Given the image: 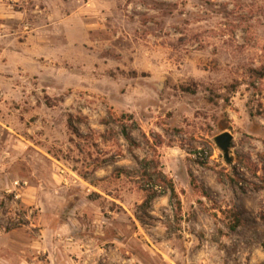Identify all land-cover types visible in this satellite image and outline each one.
<instances>
[{
    "label": "rangeland",
    "instance_id": "374dc122",
    "mask_svg": "<svg viewBox=\"0 0 264 264\" xmlns=\"http://www.w3.org/2000/svg\"><path fill=\"white\" fill-rule=\"evenodd\" d=\"M134 158L179 204L150 198ZM262 180L264 0H0L1 233L47 203L48 223L90 213L126 264H264Z\"/></svg>",
    "mask_w": 264,
    "mask_h": 264
},
{
    "label": "crops",
    "instance_id": "0c3cea01",
    "mask_svg": "<svg viewBox=\"0 0 264 264\" xmlns=\"http://www.w3.org/2000/svg\"><path fill=\"white\" fill-rule=\"evenodd\" d=\"M28 188L24 191L23 203L27 205L34 204L31 200L30 191ZM59 205H63L59 202ZM41 205L39 218L40 223L36 225L30 224L29 226L17 228L4 233L0 232V264H55V247L60 253V257L64 264H71L76 261L79 264H126L128 259L123 257L121 246L111 247L107 246L106 239L103 238L104 234H98L93 229L94 220L90 213L82 211L73 219V227L61 223L58 219L61 218L62 208H58L55 215L50 216L48 223L47 212L43 213L46 206ZM86 209L89 210V207ZM84 208V210H86ZM49 215V214H48ZM48 218V219H47ZM53 218H56L53 220ZM43 219V221H42ZM30 227H35L38 231L37 238H32L29 232ZM71 232V242L69 244L63 242V248L58 246L59 242L52 241L51 236L56 233L68 234ZM55 244V246H54ZM53 249V251L49 250ZM38 249V250H36ZM36 251L48 252L46 258H36Z\"/></svg>",
    "mask_w": 264,
    "mask_h": 264
},
{
    "label": "trees",
    "instance_id": "16d2710c",
    "mask_svg": "<svg viewBox=\"0 0 264 264\" xmlns=\"http://www.w3.org/2000/svg\"><path fill=\"white\" fill-rule=\"evenodd\" d=\"M111 117V116H110ZM129 119H132L131 116H129ZM124 139L132 145V139L130 135L127 132L123 133ZM144 139L145 136H143ZM146 143L148 144V141L146 140ZM154 147V146H152ZM155 149V148H152ZM155 152V150H154ZM137 165L140 167V174L141 179H143L145 185L144 189L149 194L150 198H154L157 195V190L159 191V194H169V197L171 200H176V203L179 204L178 196L175 191V187L173 185V182L171 179L167 178L163 172L158 168V162L155 159H151V165L152 167L143 166L142 164H145L143 160H139L138 158H134ZM239 163L243 165V161L239 159ZM256 190H263L264 191V181L262 180V184L260 186H255ZM230 218L233 221L234 225L231 226L232 229H235L239 226L240 223V215L237 212H233L230 214Z\"/></svg>",
    "mask_w": 264,
    "mask_h": 264
},
{
    "label": "water",
    "instance_id": "95a60500",
    "mask_svg": "<svg viewBox=\"0 0 264 264\" xmlns=\"http://www.w3.org/2000/svg\"><path fill=\"white\" fill-rule=\"evenodd\" d=\"M232 140L233 137L229 132H223L217 135L213 140L215 146L221 151L227 163L232 162V156L230 155Z\"/></svg>",
    "mask_w": 264,
    "mask_h": 264
},
{
    "label": "built area",
    "instance_id": "2783aa9c",
    "mask_svg": "<svg viewBox=\"0 0 264 264\" xmlns=\"http://www.w3.org/2000/svg\"><path fill=\"white\" fill-rule=\"evenodd\" d=\"M198 156L201 157L202 155L198 154ZM13 186H14V188H12V190H14V191L10 190V191H8V193H13L12 194L13 198L15 200H17V199H19L21 197L20 188H16V187H19V183L18 182H14Z\"/></svg>",
    "mask_w": 264,
    "mask_h": 264
}]
</instances>
